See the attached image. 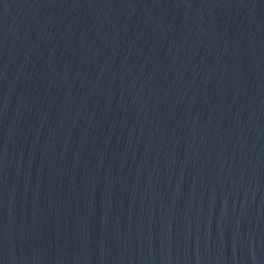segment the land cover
<instances>
[{
	"label": "water",
	"instance_id": "obj_1",
	"mask_svg": "<svg viewBox=\"0 0 264 264\" xmlns=\"http://www.w3.org/2000/svg\"><path fill=\"white\" fill-rule=\"evenodd\" d=\"M0 264H264V0H0Z\"/></svg>",
	"mask_w": 264,
	"mask_h": 264
}]
</instances>
